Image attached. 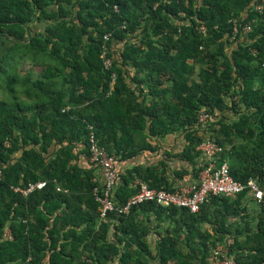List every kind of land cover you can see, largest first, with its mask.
Wrapping results in <instances>:
<instances>
[{"label":"trees","instance_id":"obj_1","mask_svg":"<svg viewBox=\"0 0 264 264\" xmlns=\"http://www.w3.org/2000/svg\"><path fill=\"white\" fill-rule=\"evenodd\" d=\"M258 2L0 0V264H217L218 244L236 264H263L264 208L255 228L229 220L248 189L211 195L198 212L143 202L101 218L90 161L92 135L117 164L182 132L184 148L167 156L192 169L177 178L198 181V146L211 138L228 148L222 158L236 180L264 186ZM35 22L44 31L33 33ZM136 177L175 188L156 166L134 165L118 173L116 205L136 194ZM39 181L26 195L16 190Z\"/></svg>","mask_w":264,"mask_h":264},{"label":"built area","instance_id":"obj_2","mask_svg":"<svg viewBox=\"0 0 264 264\" xmlns=\"http://www.w3.org/2000/svg\"><path fill=\"white\" fill-rule=\"evenodd\" d=\"M255 9L262 12L264 9V0H259ZM233 22L232 39L239 33V26L236 20ZM203 30L205 27H202ZM243 32L249 33L252 26L247 24L243 26ZM109 35L106 36L108 38ZM257 53L255 49L252 50ZM106 55V50L103 56ZM111 59L105 57V66L110 67ZM264 69V57L262 62ZM114 76V75H113ZM209 115L205 110L200 113V121L205 122ZM201 152L202 170L198 181L193 184L175 187L174 189H165L151 187L145 180L136 177L135 185L138 191L129 197L123 205H116L113 200L114 190L118 181V171L116 168V156L102 146L96 137H90V161L98 166L102 171V187L95 188V197L99 203L100 217L105 218L109 212L116 211L119 214L128 213L133 205L143 202H156L163 206L186 207L191 212H198L201 205L208 201L211 195L235 196L245 189H248L259 202L261 208H264V187L257 179H250L247 183L236 180L230 172L229 161L222 158L224 152L228 149L215 139L206 138L198 146ZM1 175V169H0ZM46 181L31 183L26 189L16 188L23 194H28L35 188H42ZM58 189H61L58 187ZM11 237L10 232L7 233ZM214 257L218 260L217 264H236L232 256L228 254V248L218 244L214 249ZM264 264V262H263Z\"/></svg>","mask_w":264,"mask_h":264},{"label":"crops","instance_id":"obj_3","mask_svg":"<svg viewBox=\"0 0 264 264\" xmlns=\"http://www.w3.org/2000/svg\"><path fill=\"white\" fill-rule=\"evenodd\" d=\"M45 26V22H35L31 25L32 32L35 33L44 31ZM202 132V130H199V133L202 134ZM152 143L158 144L159 148L156 151H144L132 159L117 162L116 168L118 173L122 174L134 165H154L159 169L160 172H164V175L175 187L186 186L196 182V179L192 177V174L186 175L183 178H177L175 174V171L182 168L191 171V164L187 163L186 161H182L177 158H169L167 156V153L175 154L184 148L186 140L182 132L168 135L160 140H154ZM163 162L165 163L163 164ZM200 162H202L201 158ZM95 173L97 175L98 181L103 182L102 171L99 167H96ZM240 209H242L241 215L244 219L241 218V215H237L230 217L229 220L236 223V225L240 227L245 224L244 220L247 219L255 228L259 213L261 211V206L251 192H248L246 197L242 200ZM206 227L211 230L209 224H206Z\"/></svg>","mask_w":264,"mask_h":264},{"label":"rangeland","instance_id":"obj_4","mask_svg":"<svg viewBox=\"0 0 264 264\" xmlns=\"http://www.w3.org/2000/svg\"><path fill=\"white\" fill-rule=\"evenodd\" d=\"M5 50V44L3 42H0V57L4 53ZM24 68L26 69H33L32 65L30 63H24L23 65ZM35 72H37L35 69H33Z\"/></svg>","mask_w":264,"mask_h":264}]
</instances>
